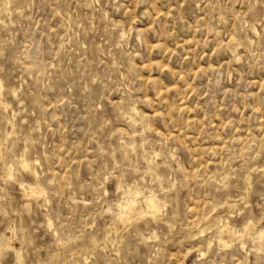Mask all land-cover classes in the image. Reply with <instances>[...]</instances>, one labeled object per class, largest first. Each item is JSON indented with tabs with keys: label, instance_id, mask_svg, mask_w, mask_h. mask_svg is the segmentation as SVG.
<instances>
[{
	"label": "rangeland",
	"instance_id": "374dc122",
	"mask_svg": "<svg viewBox=\"0 0 264 264\" xmlns=\"http://www.w3.org/2000/svg\"><path fill=\"white\" fill-rule=\"evenodd\" d=\"M0 83V264H264V0H0Z\"/></svg>",
	"mask_w": 264,
	"mask_h": 264
},
{
	"label": "bare ground",
	"instance_id": "6f19581e",
	"mask_svg": "<svg viewBox=\"0 0 264 264\" xmlns=\"http://www.w3.org/2000/svg\"><path fill=\"white\" fill-rule=\"evenodd\" d=\"M1 84V83H0ZM1 146V145H0ZM22 164L21 165H23L24 167H28V165H29V163L27 162V160L26 159H24V158H22V160L20 161ZM31 167V166H30ZM12 168V166H10V169ZM26 169V168H25ZM29 169V168H28ZM35 171V170H34ZM7 174V173H6ZM25 183V182H24ZM26 184V185H25ZM25 184H21V187H22V189L23 190H25L26 189V187L29 189V191H30V194H31V196L32 197H39V196H41L42 194H44V189L43 188H41L40 186H34V185H27L28 183H25ZM20 187V188H21ZM21 189V190H22ZM27 191V190H26ZM25 191V192H26ZM132 191V190H131ZM21 192V191H20ZM27 193V192H26ZM25 193V194H26ZM130 193V192H129ZM131 194V193H130ZM24 195V194H23ZM152 195V194H151ZM150 195V196H151ZM154 195V194H153ZM27 196V195H26ZM30 196V195H29ZM28 196V197H29ZM150 196L147 198V200H146V202H148V209H150L152 212H155V214H156V212H159V211H157V208L159 207H157L156 205H155V203H154V201H153V199L152 198H150ZM145 197V196H144ZM129 198V197H128ZM146 198V197H145ZM154 198V197H153ZM130 199V198H129ZM136 199V198H135ZM156 199V198H155ZM145 202V201H144ZM124 203V202H123ZM120 204H121V202H120ZM136 204H138V203H136L135 202V200L134 199H132V200H126L125 201V203L124 204H122V206H121V212H120V214L118 215V214H116L117 215V217H115V219L116 218H120V219H124V218H126L127 216L129 217V216H133V215H136V207H137V205ZM119 205H118V207H120ZM117 207V206H116ZM147 209V210H148ZM139 211V210H138ZM151 211H150V214H151ZM141 212H143L142 210H141ZM145 212V211H144ZM143 212V213H144ZM146 213H147V211H146ZM210 213V212H209ZM148 214V213H147ZM141 215V214H140ZM153 215V214H152ZM210 215H212V214H210ZM154 216H156V215H154ZM206 216V215H205ZM128 217L126 218V219H128ZM131 217H130V219H131ZM141 217H143L142 215H141ZM151 217H153V216H151ZM208 218L210 217L209 215L207 216ZM138 218V217H137ZM203 218V217H202ZM206 218V217H205ZM217 218V217H216ZM219 218V217H218ZM129 219V220H130ZM134 219V218H133ZM220 220H221V218H219ZM117 220V219H116ZM204 220H206V219H204ZM120 221H122L123 222V220H120ZM201 221V220H200ZM207 221V220H206ZM214 221V220H213ZM213 221H212V223H213ZM219 221V220H218ZM251 221V220H250ZM249 221V222H250ZM199 222V221H198ZM215 222V221H214ZM246 222V221H245ZM251 222H253V221H251ZM250 222V223H251ZM200 224V223H199ZM209 224V223H208ZM248 224V223H247ZM214 225V224H213ZM213 225H211L210 227H208L206 230H209V229H211V228H213L212 226ZM207 227V225L205 226V228ZM254 227V226H253ZM217 228V227H216ZM223 228V227H222ZM236 228H237V226H236ZM202 229H204V228H202ZM218 229V228H217ZM239 229V228H238ZM235 230V228H233L232 226H231V224L229 225V223H227V224H224V229L222 230V232L224 233H226V232H230V233H233L234 234V236H235V233H236V235H238V236H240V237H247V236H249L248 234H250V235H252L251 234V232H252V230H254L249 224L248 225H246L245 224V226L242 228L241 227V229L240 230ZM206 230H202L201 231V233H204ZM219 231H220V229H218ZM255 231V230H254ZM222 232H221V234H222ZM259 233L257 234L259 237H260V239L262 238L263 239V237H264V230H260V231H258ZM200 233V232H199ZM220 234V233H219ZM232 235V234H231ZM225 236V235H224ZM223 237V236H222ZM227 237V236H226ZM253 237V236H252ZM255 237V236H254ZM256 238V237H255ZM219 239V238H218ZM221 239V238H220ZM219 239V240H220ZM228 239H230V238H228ZM233 239V238H232ZM241 239V238H240ZM246 239V238H245ZM223 240V239H222ZM259 240V239H258ZM225 241V240H224ZM224 241H222V242H224ZM232 241H235V239L234 240H232ZM241 241V240H240ZM221 242V243H222ZM13 244V243H12ZM231 244V243H230ZM230 244L228 243V242H225L224 243V247L225 248H229L230 247ZM9 245V244H8ZM7 245V246H8ZM6 246V245H5ZM13 246V245H12ZM61 246V245H60ZM15 247V246H14ZM16 248V247H15ZM16 251V250H15ZM18 252V251H17ZM16 253V252H15ZM18 256V255H17ZM203 256V255H202Z\"/></svg>",
	"mask_w": 264,
	"mask_h": 264
}]
</instances>
